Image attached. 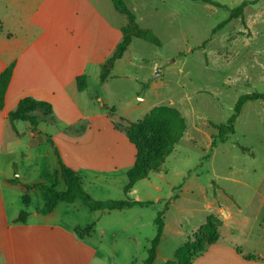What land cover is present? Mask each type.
I'll return each mask as SVG.
<instances>
[{
  "label": "crops",
  "instance_id": "0c3cea01",
  "mask_svg": "<svg viewBox=\"0 0 264 264\" xmlns=\"http://www.w3.org/2000/svg\"><path fill=\"white\" fill-rule=\"evenodd\" d=\"M126 24V16L117 13L110 0H0V72L13 64L0 109V264H143L148 241L156 233V227L151 231L144 226L148 218L155 219L159 208L145 210L183 194L199 193L206 199L204 186L186 180L192 168L173 172L174 178L167 181V157L158 171L136 182L127 196L123 194L136 149L124 132L114 128L112 120L137 122L160 107L148 105L147 92L135 86L118 109L107 91L110 82L119 77L115 64L128 56L133 40L115 62L110 77L100 83V65L113 54ZM79 75L87 79L82 92L75 82ZM25 97L49 103L54 122L45 121L32 130L27 122L18 121L12 129L7 115ZM45 136L51 138L62 163L77 173L84 191L94 200L130 199L150 204L90 210L75 199L59 202L47 214L38 213L44 200L36 185L66 190L58 174V159ZM13 179L18 183L10 182ZM144 187L154 195L138 196ZM21 210L28 213L24 223L16 221ZM229 218L224 213L218 241L191 264H264V227H225ZM90 225L82 239L76 236L75 228ZM233 229H247V234L240 240ZM167 231L164 223L153 264H165L178 248L171 256L160 254ZM189 235L184 237L180 228L175 230L179 244ZM248 255L250 260L244 258Z\"/></svg>",
  "mask_w": 264,
  "mask_h": 264
},
{
  "label": "rangeland",
  "instance_id": "374dc122",
  "mask_svg": "<svg viewBox=\"0 0 264 264\" xmlns=\"http://www.w3.org/2000/svg\"><path fill=\"white\" fill-rule=\"evenodd\" d=\"M211 1L223 7L191 0H128L136 23L152 30L161 47L133 40L128 56L115 64L119 77L107 89L118 109L136 86L147 92L148 105L173 108L185 120L184 134L164 162L166 178L171 182L173 172L192 168L186 180L204 186L206 199L199 193L183 194L170 202L164 214L169 231L160 247L163 256H171L182 244L175 230L192 236L210 214L220 222L224 213L230 214L225 227H264V102H246L235 120L234 134L210 148L216 133L212 126L226 123L239 97L264 93V0ZM244 2L250 3L244 10L246 27L233 20L212 35L229 10ZM159 118L160 125L167 126L168 118ZM144 136L154 141L157 131L147 130ZM238 145L249 148L252 155L241 152ZM164 189L165 194L166 185ZM146 193L154 195L147 187L137 195ZM164 202L145 211L159 208L158 213ZM152 220L148 218L144 226L151 231ZM237 229L232 233L243 240L248 228Z\"/></svg>",
  "mask_w": 264,
  "mask_h": 264
},
{
  "label": "trees",
  "instance_id": "16d2710c",
  "mask_svg": "<svg viewBox=\"0 0 264 264\" xmlns=\"http://www.w3.org/2000/svg\"><path fill=\"white\" fill-rule=\"evenodd\" d=\"M110 1L117 13L126 16L127 24L121 28L122 39L116 45L113 54L100 65V83L105 82L106 79L110 77L115 62L122 57L132 40H142L156 47H161L159 38L152 30L140 28L138 26L135 15L127 8L126 3L128 0ZM191 1L201 2L219 8L223 7L219 3L211 0ZM249 5L250 3L244 2L238 7L229 10L228 18L219 23L212 30V35H215L233 20H240L241 24L246 27L244 22V10ZM202 46L203 44L200 47ZM12 71L13 64L0 72V109L3 108L4 97L10 82ZM75 82L78 91L82 92L86 89L87 79L85 75L77 76ZM146 85L147 84H144L143 88H146ZM249 101L264 102V93H251L239 97L235 104L233 114L229 117L226 123L212 126L216 133L212 137V142L210 144L211 149L215 148L218 144L225 142L230 135L234 134L235 120L239 116L243 105ZM108 112H113V109H108ZM163 115L168 118L167 126L160 125L159 117ZM7 118L12 129H14V123L18 121L27 122L32 130H36L38 125L45 121L54 122L51 105L30 97L20 99L16 107L8 113ZM112 124L114 128L125 133L136 149L134 165L126 172L128 184L123 189L124 196H127L128 192L136 182L146 178L150 172H156L159 170L164 159L172 152L175 144L181 140L186 128L185 120L180 113L173 108L165 106L152 109L140 121L132 123L119 118L113 119ZM147 130L157 131L156 140L150 141L144 136ZM44 138L52 147L58 159V174L63 178L66 190L57 191L53 187L43 184L36 185V187L40 189L44 200L43 207L37 210L38 213L47 214L51 212L59 202H72L75 199H80L90 210H121L136 205L148 206L150 204V202H138L130 199L109 201L94 200L84 191L77 173L62 163L51 138L49 136H45ZM238 148L241 152L252 155L249 148L240 145H238ZM10 182L18 183V180L13 179ZM174 198L175 197H172L164 203L163 209L157 213L153 220V224L156 227V233L155 236L148 241L149 245L146 251L147 256L143 261V264H153L155 261L157 247L160 243L164 229V214ZM25 201L26 198H24V202ZM27 216L28 213L21 210L16 221L24 223ZM220 226L221 222L218 221L216 217L212 214L208 215L204 224L175 250L173 257L165 264H191L194 257L201 254L209 245L218 241ZM90 229L91 225L82 230L75 228L74 232L78 238L82 239ZM237 251L240 252L238 249ZM244 258L250 260L252 256L248 255L244 256Z\"/></svg>",
  "mask_w": 264,
  "mask_h": 264
}]
</instances>
